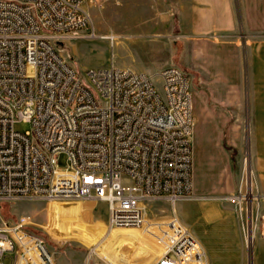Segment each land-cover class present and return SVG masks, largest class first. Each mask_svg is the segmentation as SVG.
<instances>
[{"label":"built area","instance_id":"1","mask_svg":"<svg viewBox=\"0 0 264 264\" xmlns=\"http://www.w3.org/2000/svg\"><path fill=\"white\" fill-rule=\"evenodd\" d=\"M97 36L87 0H0V200L99 199L109 227L142 228L149 198L194 195L192 79L177 65L149 73L113 59L81 72L57 48ZM151 224L163 247L155 264H208L177 217ZM9 252L14 264H55L41 237L4 222L0 264Z\"/></svg>","mask_w":264,"mask_h":264},{"label":"rangeland","instance_id":"2","mask_svg":"<svg viewBox=\"0 0 264 264\" xmlns=\"http://www.w3.org/2000/svg\"><path fill=\"white\" fill-rule=\"evenodd\" d=\"M245 1L229 0L237 16ZM87 4L98 36L57 42L60 53L79 71L109 66L113 59L116 65L149 73L177 65L190 74L196 115L194 195L175 205L149 198L144 227L111 233L107 204L99 199L0 200V224H21L41 237L55 264H155L163 247L151 223L175 216L205 247L209 264H264V123L256 122L264 118V108L256 107L258 101L264 103V82L259 91L254 84L256 77L264 80V61L254 56L257 37L239 19L233 31L192 30L178 0H105L101 6L87 0ZM110 33L117 35L113 44L100 37ZM256 34L264 37V29ZM18 127L31 129L27 122ZM194 129L209 139L199 163L194 158ZM66 163L67 155H59L58 164ZM257 214V226L253 220L251 225V216ZM12 256L6 253L4 263L14 264Z\"/></svg>","mask_w":264,"mask_h":264},{"label":"crops","instance_id":"3","mask_svg":"<svg viewBox=\"0 0 264 264\" xmlns=\"http://www.w3.org/2000/svg\"><path fill=\"white\" fill-rule=\"evenodd\" d=\"M178 3L179 11L182 13L183 17H186L191 22L189 27L192 30H197L202 33L233 31L239 19V21L243 23V26L249 30L254 37H257L253 45L254 56L264 61V37L256 34L264 29V0H246L238 16L229 5V0H178ZM256 76L258 75L256 74ZM263 82L264 80L261 81L256 77L254 81V84L256 83L258 86L255 88L256 91L263 89ZM256 107L264 108V103L258 101ZM256 122L259 124L264 123V118L259 117ZM208 140L207 135L204 137L199 136L194 129V141L196 143L194 158L196 163L201 161V150L206 151V148L202 149V147L203 144H208ZM205 162L207 166V161L205 160ZM194 186L197 187V184L194 183ZM214 209L215 207L212 206L208 208L207 211L210 213ZM236 246L237 248L243 249L241 242H237Z\"/></svg>","mask_w":264,"mask_h":264},{"label":"bare ground","instance_id":"4","mask_svg":"<svg viewBox=\"0 0 264 264\" xmlns=\"http://www.w3.org/2000/svg\"><path fill=\"white\" fill-rule=\"evenodd\" d=\"M166 222V221H165ZM146 223H147V219H146ZM116 229H120V228H111L109 227V233H111L112 231L116 230Z\"/></svg>","mask_w":264,"mask_h":264}]
</instances>
